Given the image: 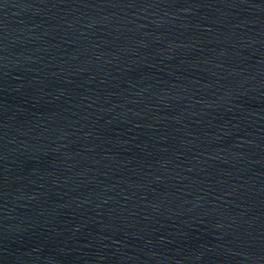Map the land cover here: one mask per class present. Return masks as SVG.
<instances>
[{
    "label": "water",
    "instance_id": "water-1",
    "mask_svg": "<svg viewBox=\"0 0 264 264\" xmlns=\"http://www.w3.org/2000/svg\"><path fill=\"white\" fill-rule=\"evenodd\" d=\"M0 264H264V0H0Z\"/></svg>",
    "mask_w": 264,
    "mask_h": 264
}]
</instances>
